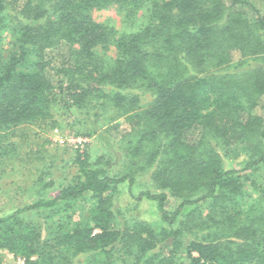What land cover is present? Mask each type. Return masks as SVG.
I'll return each mask as SVG.
<instances>
[{"label": "trees", "instance_id": "obj_1", "mask_svg": "<svg viewBox=\"0 0 264 264\" xmlns=\"http://www.w3.org/2000/svg\"><path fill=\"white\" fill-rule=\"evenodd\" d=\"M107 9L121 28L96 21ZM56 105L103 151L77 147L70 182L44 165L38 199L0 217V252L24 264H116L119 252L129 264L181 253L180 264H264V184L248 173L264 165V12L252 2L0 0L1 136L57 127ZM124 191L154 204L159 229L125 215ZM41 211L44 238L27 218Z\"/></svg>", "mask_w": 264, "mask_h": 264}, {"label": "rangeland", "instance_id": "obj_2", "mask_svg": "<svg viewBox=\"0 0 264 264\" xmlns=\"http://www.w3.org/2000/svg\"><path fill=\"white\" fill-rule=\"evenodd\" d=\"M248 1L252 2L260 11L264 12V0ZM94 18L99 23L111 24L118 29L123 25V17L116 9L95 12ZM5 43H8V41ZM4 46L7 48V45ZM51 109L53 111L51 121L56 122L57 127H52V123L47 121L45 124L40 123L20 127L15 130V133L11 137H6L4 133V136L0 134V217L38 199L35 189L36 181L41 175L44 165L50 161L55 162L57 166V170L55 171L57 181L61 183L70 182L75 180L79 175L78 170L73 166V151L77 147L89 144L90 148L95 150V155L103 151L104 140H99L96 137L84 138L80 135L81 127H79V124H74L75 116L73 114L68 113L60 105H56ZM125 129L127 128L123 125L121 130L124 131ZM111 135L117 139L121 137V135L117 134ZM47 141L51 143L47 144ZM38 150H41L42 154H37ZM242 158H234L231 156L230 161L227 163L236 167L238 166V161ZM248 173L258 183L264 184V165ZM41 194L48 198L57 195L56 192ZM252 199L255 198L252 197ZM247 201L248 203L251 202V198L248 199L247 197ZM119 206L126 209V216L144 220L152 228L159 229L158 227L161 223L154 204L144 201L137 203L127 191H124L120 198ZM84 208L81 205H77L73 209L74 211L70 212L73 215L72 219L74 221H77L80 215L84 213L82 210ZM207 211L204 207L200 210L203 216L208 213ZM41 212L27 215V218L33 223L40 225L44 238L47 235L46 228L52 224V221L47 218L48 211L45 213L44 211ZM199 234L203 236L207 232L199 230ZM115 257L116 264H129L133 261L131 257H126L120 252ZM177 259V263L179 264L186 261L183 253L178 255ZM0 261L3 264H24L23 259L6 251L0 252ZM83 261L84 263L82 264H85L86 259L84 258L76 260V262Z\"/></svg>", "mask_w": 264, "mask_h": 264}]
</instances>
